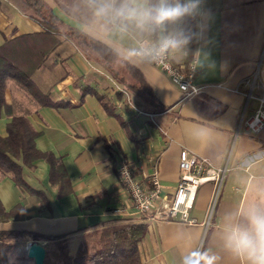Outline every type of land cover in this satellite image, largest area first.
Listing matches in <instances>:
<instances>
[{
  "label": "crops",
  "instance_id": "0c3cea01",
  "mask_svg": "<svg viewBox=\"0 0 264 264\" xmlns=\"http://www.w3.org/2000/svg\"><path fill=\"white\" fill-rule=\"evenodd\" d=\"M45 1L62 25L100 40L118 59L106 67L57 35L60 41L34 69L31 80L60 104L40 105L14 81L8 82L4 97L12 108L10 113L0 111V135L7 134L13 115H26L38 131L35 147L61 162L71 185L70 192L58 195L44 158L32 166L20 163L33 192L18 188L0 172L2 206L10 210L20 203L24 212L21 219L1 222L0 228L43 236L21 237L15 244L23 241L24 250L13 245V254L26 256L29 244L37 242L45 249L44 264H69L68 258L90 251L95 231L129 218L146 223L137 243L138 264H186L188 256H194V264H241L225 248L222 233L226 217L245 224L242 213L252 204L264 203V127L253 133L243 125L257 106L252 96L264 97V0H204L210 15L195 18L196 48L187 68L185 44L170 48L175 65L184 71L194 67L193 83L200 91L190 98H183L160 68L143 57L126 56L140 40L156 41L159 32L151 36L132 28L121 32L119 21L114 24L98 15L85 25L52 0ZM178 29L167 26L166 31L176 37ZM42 32L37 21L0 0V45L20 35L39 34L35 51L47 49L51 40ZM125 64L142 73L161 108L127 86ZM183 156L203 157L230 170L220 185L208 181L198 187L191 223L137 214L116 172L120 160L136 167L138 178L141 171L155 170L162 192L170 194ZM238 212L241 215L236 216Z\"/></svg>",
  "mask_w": 264,
  "mask_h": 264
},
{
  "label": "trees",
  "instance_id": "16d2710c",
  "mask_svg": "<svg viewBox=\"0 0 264 264\" xmlns=\"http://www.w3.org/2000/svg\"><path fill=\"white\" fill-rule=\"evenodd\" d=\"M20 13L37 21L42 27V36L51 40V47L35 51V36L39 34L20 35L6 40L0 45V111L11 112L12 106L7 104L4 92L9 81H14L40 105L57 106L47 93H42L31 80L35 68L43 62L46 55L60 41L57 35L70 39L84 54L93 57L102 65L108 67L116 59L117 53L82 30L62 25L53 14L45 0H8ZM66 15L82 24H91L97 17L96 0H52ZM191 37L185 44L183 36ZM177 41L186 46L185 66H189L196 48L195 19H190L179 26L176 34ZM37 55V56H36ZM130 75L127 86L142 99L155 107L161 108L153 90L146 82L142 73L129 64H125ZM6 135H0V172L9 175L15 185L25 191L34 190L25 182L21 174V164L32 166L33 161L44 158L49 163V180L57 184L58 195L70 192V179L61 162L50 152H42L34 145L38 131L34 129L26 115H13L6 124ZM24 217L22 204L18 203L10 210H5L0 202V223L17 220ZM146 231L145 222H134L129 218L115 220L97 231L95 240L90 245V251L75 258H68L69 264H138L139 256L137 243ZM30 236L32 239L42 235L5 230L0 228V264H33L25 255H14L13 244L21 237ZM51 239L50 236H45Z\"/></svg>",
  "mask_w": 264,
  "mask_h": 264
},
{
  "label": "clouds",
  "instance_id": "9594fccd",
  "mask_svg": "<svg viewBox=\"0 0 264 264\" xmlns=\"http://www.w3.org/2000/svg\"><path fill=\"white\" fill-rule=\"evenodd\" d=\"M96 14L114 24L119 21L121 32L129 28L149 36L159 32L156 41H144L139 47L129 49L128 59L163 53L178 42L166 31L167 26L179 27L190 19L210 15L204 9V0H99ZM190 39L188 35L183 36L185 44ZM242 215L245 224L237 222L235 217L225 218L223 244L241 264H264V203L250 205ZM209 264L215 262L209 261Z\"/></svg>",
  "mask_w": 264,
  "mask_h": 264
},
{
  "label": "built area",
  "instance_id": "2783aa9c",
  "mask_svg": "<svg viewBox=\"0 0 264 264\" xmlns=\"http://www.w3.org/2000/svg\"><path fill=\"white\" fill-rule=\"evenodd\" d=\"M140 40L136 47H139ZM170 48L159 55L143 57L148 62L164 71L171 81L182 92L183 98H190L200 91V87L193 83L194 67L184 71L182 66L171 61ZM252 96L249 94V97ZM257 101L255 110L243 119V125L253 133L264 127V97L252 96ZM237 164L236 166H239ZM180 175L172 193L162 192L157 173L141 171V178L136 177V167L122 158L116 166L119 180L125 186L134 211L151 220H175L180 222H193L190 210L193 206L198 187L208 181L220 185L230 168L215 167L203 157L187 158L183 156L179 161ZM194 256H188L186 264H194Z\"/></svg>",
  "mask_w": 264,
  "mask_h": 264
},
{
  "label": "water",
  "instance_id": "95a60500",
  "mask_svg": "<svg viewBox=\"0 0 264 264\" xmlns=\"http://www.w3.org/2000/svg\"><path fill=\"white\" fill-rule=\"evenodd\" d=\"M26 256L31 258L34 264H44L45 249L41 244L32 242L27 248Z\"/></svg>",
  "mask_w": 264,
  "mask_h": 264
},
{
  "label": "rangeland",
  "instance_id": "374dc122",
  "mask_svg": "<svg viewBox=\"0 0 264 264\" xmlns=\"http://www.w3.org/2000/svg\"><path fill=\"white\" fill-rule=\"evenodd\" d=\"M13 245H15V248L17 249V250H24V242L23 241H20L19 243L17 242L16 244L14 243ZM16 251V250H15Z\"/></svg>",
  "mask_w": 264,
  "mask_h": 264
}]
</instances>
